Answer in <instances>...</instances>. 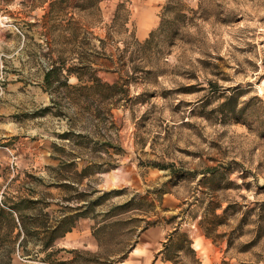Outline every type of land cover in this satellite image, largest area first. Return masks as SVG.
Wrapping results in <instances>:
<instances>
[{
  "label": "rangeland",
  "instance_id": "obj_1",
  "mask_svg": "<svg viewBox=\"0 0 264 264\" xmlns=\"http://www.w3.org/2000/svg\"><path fill=\"white\" fill-rule=\"evenodd\" d=\"M119 1L98 14L80 0H0V199L35 190L58 210L82 187L122 190L97 210L133 199L124 238H96L100 215L77 218L54 247L64 264H174L159 252L176 229L200 260L181 250L176 264H264V0H129V30L110 36ZM152 30L141 48L132 32ZM125 45L136 63L119 58ZM51 59L102 86L43 88ZM144 218L158 222L142 230ZM19 248L11 264L36 263Z\"/></svg>",
  "mask_w": 264,
  "mask_h": 264
},
{
  "label": "trees",
  "instance_id": "obj_2",
  "mask_svg": "<svg viewBox=\"0 0 264 264\" xmlns=\"http://www.w3.org/2000/svg\"><path fill=\"white\" fill-rule=\"evenodd\" d=\"M101 1L102 0H80V6H82L83 10L90 8L95 10L98 14H101ZM128 3L129 0H121L116 5L108 35L112 36L113 33L129 30L131 24V10ZM55 4L56 1L50 3L51 9ZM132 33L136 43L143 48L150 47L153 44L156 34L155 30H152L145 40L140 41L135 36L134 31ZM122 50V54L119 58L124 61L123 64L128 65L129 61L136 63V58L134 59L133 56L127 55L129 46L125 45ZM134 65L135 66L129 65L128 69L135 70L137 66L136 64ZM79 67L83 69L87 66L82 64ZM83 75V72H80V70L73 67L65 68L61 61L51 59L50 66L44 70L42 85L43 88L54 92L62 87V85L66 87L71 86L75 90L80 88L84 89L86 87L89 88V90H97V88L102 86L100 78H96L95 81L87 85L81 84L84 79ZM71 76H75L80 85L70 84L68 80ZM111 86H116V84L114 83ZM65 135H70V132H66ZM93 165V163L85 164L80 169L78 173L79 184L83 182L85 177L94 173L95 170H92ZM63 177L70 178L69 176ZM69 182H63L59 185L67 187L72 186ZM96 191L99 190L96 188L89 190L82 187V190L75 196L77 205L70 206L68 204H61V208H58V210H46L47 207L51 206V202L45 201V196L37 197L35 195V190H31L28 194H17L15 197H8L4 194V198L0 199V238L2 241L10 240V248L6 251L8 257L6 264L12 263V254L17 251V249H20L19 247H22L24 252L23 255H30V259L36 260V263L31 262L28 264H64L65 262L58 258L52 259V256L62 249L54 248L56 241L69 232L74 225V221L80 217H91L95 220L98 215L101 216V220H96L92 227V233L96 238H98V233L109 237L114 230L121 232L120 235L124 238V230H126L125 224L128 220L130 221V219L126 220L123 215L126 212V208L131 205L133 199L120 204H112L107 208L97 210V207L103 205L110 195L122 190H104L102 194L92 198V195ZM54 212H57V214H53ZM43 214L52 217L47 220L48 222H40L42 221L41 217ZM144 220L145 225L142 230L158 222V220L146 218H144ZM29 241H32L34 245L40 244V248L35 252H33L32 249L29 250L26 248ZM16 242L18 243L17 246ZM129 247L130 244H123L119 246L116 251L108 254L106 258L109 259L110 262H112V260H122L127 256ZM75 250H71V252H76L77 250ZM181 250H185L186 254L190 255L196 262H200L193 248V240L189 237L188 233L181 232L178 229L170 233L168 240L164 243L159 254H162L163 260H169L176 264V259L179 257V251ZM39 252H45L44 256L39 257ZM112 257L116 259H112ZM90 263L97 264L95 260L87 262V264Z\"/></svg>",
  "mask_w": 264,
  "mask_h": 264
}]
</instances>
